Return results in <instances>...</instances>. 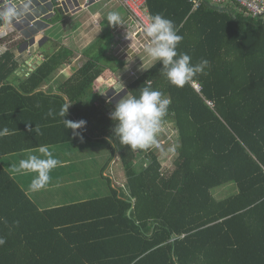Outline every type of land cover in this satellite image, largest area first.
I'll return each instance as SVG.
<instances>
[{
	"label": "trees",
	"instance_id": "trees-1",
	"mask_svg": "<svg viewBox=\"0 0 264 264\" xmlns=\"http://www.w3.org/2000/svg\"><path fill=\"white\" fill-rule=\"evenodd\" d=\"M148 6L151 16L174 21L183 36L178 51L193 63L209 61L183 88L168 82L158 62L124 83L123 97L150 83L170 99L162 130L171 135L159 134L160 148L110 142L119 100L108 99L99 80L125 67L113 56V32L84 51L53 93L42 87L75 61L77 49L43 51L28 73L11 45L0 53V133L7 129L0 157L87 136L110 148L102 173L115 161L126 178L119 185L106 175L108 194L41 209L0 161V264H264V16L212 0ZM20 70L23 77L15 76ZM65 104L64 119L86 121L84 128H67L59 115ZM230 186L231 194L215 196Z\"/></svg>",
	"mask_w": 264,
	"mask_h": 264
},
{
	"label": "rangeland",
	"instance_id": "rangeland-1",
	"mask_svg": "<svg viewBox=\"0 0 264 264\" xmlns=\"http://www.w3.org/2000/svg\"><path fill=\"white\" fill-rule=\"evenodd\" d=\"M82 1L83 0H78L77 2L81 3ZM116 6L117 5H114L112 0H103L92 4V7L89 9V11L88 8L90 6L87 9H83L76 15H65L59 12L58 15H56L52 19V27L48 28L46 31L48 38H45L46 34H42L44 40L38 43L36 42L34 46L31 40L27 38L29 35L23 30H17V28L15 27V30L13 29L12 31L14 32L13 35L11 34L10 38H6V42L8 43L7 49L9 45L12 44L11 46L13 47V52L17 55L20 53H24L28 47L33 46L32 51L35 52L34 55L36 56V58L37 56L38 58H42L41 54L43 51L51 52L60 49L62 46L72 45L75 49H77V51L82 52V55H80L79 53V55H77L78 57L74 59L75 61H72L73 65L71 64V66H68L69 63H66L61 67L60 71H75L77 69V66L82 64V61L84 60V51L96 42V40L98 39V35L101 34L102 31L108 33L109 30H111V25H109L106 21L104 22L107 13L110 11H118L121 14L122 18L125 16V10L121 7V5L118 4L120 9H117L119 7ZM93 11H98L100 13V18L96 17L92 20L91 12L93 13ZM42 25L43 24H41L40 26ZM5 27L7 28L8 26ZM7 29L11 28L8 27ZM14 38H17L18 41L9 42V40H13ZM25 41H27V43ZM110 46L111 50L113 51V43H111ZM4 50L2 49L1 52H3ZM80 56L82 57L79 58ZM142 56L145 57L147 56V54L144 53V55ZM17 57L19 58L18 61L23 64L24 59L21 58H23L24 56L20 54ZM28 60V62H30V58ZM39 61L40 60H38V62ZM134 61L135 60H133L131 63L132 66L135 64ZM153 63L154 62L149 59L147 61L143 60L142 63L140 62L139 64H143L142 68L144 69ZM126 70L127 67L125 66L123 71L120 70V72L116 73L109 72L107 73V76H102L100 78V85L102 84V88L105 89L104 93L108 99L116 96V98L118 97L117 100H120L123 97L122 95L124 94V89L122 88H124V83L126 85V83L128 82V77L127 79H125V81L127 80L126 82L121 83L122 81L120 82V80H123L126 75H124L123 78L119 77V75L120 73L122 74V72H126ZM60 71L58 72V75L54 77L57 80L56 84L64 81L67 76L65 74H62V72ZM18 72L23 73L24 70H20ZM25 72H28L27 68ZM119 91L120 93L117 94ZM169 135L171 134L165 130H162L160 134V136H162V140L165 141H167ZM80 139L82 140H79L76 143H74L73 141V144H65L61 148L56 147L58 148V151L56 152L57 159L61 160V163L50 173L51 179L48 185L53 184L51 187L48 186L47 188H42L35 191L30 188L31 198L36 200L39 205L47 208L53 207V205L57 206L59 204L64 205L77 202V200H79L78 198L82 197L92 198L106 193L108 194L109 185L107 179L108 177H105L106 175H111V178L114 179V182L116 184L119 183V185H123L125 183L126 178L123 174V171H121V169H117L120 170L121 175L119 176L118 173L116 174L117 171H115L116 165H114V161H112L107 170L102 173L103 167L110 159L111 151L108 144L95 142V140H92L87 136H84V139ZM64 147L67 148L65 149ZM172 151L173 150L170 149V151L167 153V158L170 161L174 157L173 154H171L173 153ZM33 154L40 155L39 151L28 152V154H21L18 156H10L8 158H5L4 163L8 164L10 161H13L15 157H17V161L19 160L18 162H20L21 159H26L28 156ZM53 156L55 157L54 154ZM0 161L3 162V159H1ZM62 162H65V164H62ZM163 162L166 165V162L164 160ZM23 175H25L26 180L30 182L29 184L25 185L28 188L30 187L35 173L24 172V174L19 176V178L17 177V179L20 180V183L23 182L21 179ZM100 186L102 187L103 191H100ZM232 192V186L228 188H219L215 190V196L218 198H222L231 194ZM40 196L46 199L41 201L42 199L40 198Z\"/></svg>",
	"mask_w": 264,
	"mask_h": 264
},
{
	"label": "clouds",
	"instance_id": "clouds-1",
	"mask_svg": "<svg viewBox=\"0 0 264 264\" xmlns=\"http://www.w3.org/2000/svg\"><path fill=\"white\" fill-rule=\"evenodd\" d=\"M24 15V10L13 5L0 11V20L5 26L18 24L22 22L21 18ZM106 22L111 26H123L127 23L118 11L108 12ZM143 33L147 38L145 53L151 61L162 65L159 71L172 86L183 88L198 75L205 74V69L209 65L207 59L193 63L189 54L178 51L183 36L178 34V29L173 20L157 13L151 16L149 22L143 26ZM0 35H6V32L0 33ZM45 38H48L47 34ZM2 41L1 39L0 42ZM6 44L8 43L6 42L4 46ZM170 103V99L160 90L153 89L150 83L140 89L139 96L125 95L116 103L114 110L110 113V119L114 122L110 142L112 143V138L115 137L120 145L128 146L132 151H147L158 147V136L162 131ZM69 106L65 104L59 112L67 128L74 131L84 128L86 121L72 122L64 119ZM48 115L54 114L50 111ZM6 132L7 129L4 130V133ZM4 133H0V135ZM39 153L40 155L33 154L26 159H21L16 169L18 172L35 173L30 184V188L34 191L48 185L51 179V171L61 163L48 150L47 146H40ZM5 243V238L0 237V246Z\"/></svg>",
	"mask_w": 264,
	"mask_h": 264
},
{
	"label": "built area",
	"instance_id": "built-area-1",
	"mask_svg": "<svg viewBox=\"0 0 264 264\" xmlns=\"http://www.w3.org/2000/svg\"><path fill=\"white\" fill-rule=\"evenodd\" d=\"M78 0H0V11L15 5L18 9L24 10L25 15L21 18L22 22L18 24L8 25L11 29L23 30L29 36L27 37L34 44L40 42L45 35V29H42L44 24L48 27H52V24H48L46 19L51 20L58 15V13L70 14L77 13L83 9H87L90 4L103 0H83L81 3ZM121 4L127 11L126 25L117 26L113 31V55L119 59L127 67L128 77L136 76L137 70L135 64L132 66L133 60L145 53L144 48L147 45V38L143 33V26L150 20L151 13L148 6V0H115ZM215 3H236L240 5L248 14L253 17L264 16V0H212ZM201 0H194L195 7H198ZM43 24L42 26H40ZM7 27V28H8ZM5 25L0 27V33L6 32V35H0V40L10 36L11 31L7 29ZM27 43V41H26ZM29 43V41H28ZM28 47L24 53H20L24 57L25 68L30 71L35 70L44 61V55L42 58L34 55L32 47ZM40 46V45H38ZM17 54L16 56H19ZM18 58V57H17ZM30 58V62H28ZM19 59V58H18ZM38 60H40L38 62ZM134 61V63H136ZM68 66H71L69 63ZM123 83V82H121ZM195 88L200 91L198 83H194ZM125 89V86H123ZM120 91L117 93L119 94ZM115 98V96L113 97ZM209 104L213 105L211 101ZM160 148L162 142L158 141Z\"/></svg>",
	"mask_w": 264,
	"mask_h": 264
},
{
	"label": "crops",
	"instance_id": "crops-1",
	"mask_svg": "<svg viewBox=\"0 0 264 264\" xmlns=\"http://www.w3.org/2000/svg\"><path fill=\"white\" fill-rule=\"evenodd\" d=\"M112 2L114 3V5H117L116 7H119L118 6V4L119 3H117L115 0H112ZM121 5V4H120ZM90 7L88 8V11H89V9L92 7V4H90L89 5ZM121 7L125 10V16L123 17V19H126V17H127V11H126V9L121 5ZM115 8V7H114ZM117 9H120V7L119 8H117ZM82 11V10H81ZM80 11V12H81ZM77 13H79V12H77ZM77 13H70V14H65V15H76ZM91 19L93 20L94 18H96V17H99L100 15V13L98 12V11H93V13L91 12ZM100 18V17H99ZM46 21H47V23L50 25L51 24V22H52V20H51V18H47L46 19ZM106 21V19H104V22ZM92 22V21H91ZM103 22V23H104ZM91 27H92V25H91ZM117 26H111V30H109V31H111V32H113L114 31V29L116 28ZM48 28H50V27H48V25H46V24H44V26L42 27V29H45V33H46V31H47V29ZM90 28V27H89ZM10 31H11V34L13 35V33L14 32H12L13 31V29H10ZM103 33H105L104 31H102V33L101 34H99L98 35V39H100L101 37H102V35H103ZM15 36H16V34H15ZM50 38V37H49ZM97 39V40H98ZM3 41L2 42H0V52L2 51V49L4 50L5 49V47L6 46H8V44H6V46H4L5 45V43H6V39L5 38H3L2 39ZM96 40V41H97ZM18 40H17V38H14L12 41L10 40V42H17ZM10 45H12V44H10ZM72 46V45H71ZM16 47V46H15ZM73 47V46H72ZM80 53V55H82V52H79ZM150 58L148 57V56H138L137 58H136V60L137 61H135L136 63H135V69L138 71V68L140 67V68H142V65L144 64H142V65H140L139 63L141 62L142 63V61L144 60H149ZM28 72H31L30 70H28ZM27 72V73H28ZM60 72H62V74H65V75H67L66 76V79H68L69 77H70V75L74 72V71H64V70H61ZM15 76H17V77H23L22 76V74L20 73V72H17L16 74H14ZM58 75V73H56L55 74V76H57ZM124 75H126V77H124L123 78V76ZM54 76V77H55ZM64 76V75H63ZM120 76L123 78V79H127V77H128V72H127V70H126V72H122V74L120 73ZM129 78V77H128ZM119 79V78H118ZM120 80V79H119ZM56 79L55 78H52L51 79V81H49L46 85H44L43 87H42V89L43 90H45V91H50L51 93H53V92H56L57 91V88L59 87V85H60V83H57L56 84ZM124 82L123 80H120V82ZM63 105V104H62ZM61 105V106H62ZM53 108H57V106L54 104L53 105ZM13 127H15L17 124H22L20 121H14L13 120ZM84 139V138H83ZM79 140H82V139H77V140H72V141H69V142H65V143H60V144H55V145H51V146H47V148H48V150L49 151H51L54 155H55V158L57 159V151H58V148H61L63 145H65V144H73L72 142L74 141V143H76V142H78ZM71 142V143H70ZM56 147H58V148H56ZM65 149L67 148V147H64ZM39 151V148H35V149H30V150H24V151H19V152H14V153H11V154H6V156H2V157H0V160L1 159H3V165H5V167L7 168V166H8V169H9V171H10V173L11 174H13L15 177H18L19 178V176L20 175H22V174H24V172H18V171H16V169H17V167H18V161H17V157H15V159L13 160V161H10L8 164H5L4 163V159L5 158H8V157H12V156H18V155H21V154H28V152H38ZM59 160V159H58ZM60 162H61V160H59ZM115 162V161H114ZM62 164H65V162H62ZM7 165V166H6ZM118 168H116V170L115 171H117L116 172V174L118 173L119 174V176L121 175L120 174V170H117ZM54 170V169H53ZM56 170V169H55ZM58 177V176H57ZM22 183H21V185H22V187L27 191V193L29 194V196L31 197V194H30V191H31V189H30V187H26L25 185L26 184H29L30 182L28 181V180H26V177H25V175H23L22 176ZM114 180V179H113ZM20 181V180H19ZM28 182V183H27ZM53 184H51V185H46L44 188H47L48 186L49 187H51ZM222 188H226V187H222ZM74 190V189H73ZM40 198L42 199L41 201H43V200H45L46 198H44V197H41L40 196ZM79 200H77V201H83V200H86V199H89V198H78ZM33 201L41 208V209H46V207H44V206H42V205H39L37 202H36V200H34L33 199ZM74 203V202H73ZM64 205H66V204H64ZM57 206H62V205H57ZM53 207H56L55 205H53ZM47 208H51V207H47Z\"/></svg>",
	"mask_w": 264,
	"mask_h": 264
},
{
	"label": "water",
	"instance_id": "water-1",
	"mask_svg": "<svg viewBox=\"0 0 264 264\" xmlns=\"http://www.w3.org/2000/svg\"><path fill=\"white\" fill-rule=\"evenodd\" d=\"M131 212V210L129 211V213Z\"/></svg>",
	"mask_w": 264,
	"mask_h": 264
}]
</instances>
